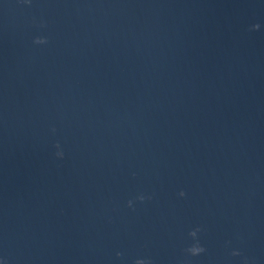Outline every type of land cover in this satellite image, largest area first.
Masks as SVG:
<instances>
[{"label":"water","instance_id":"1","mask_svg":"<svg viewBox=\"0 0 264 264\" xmlns=\"http://www.w3.org/2000/svg\"><path fill=\"white\" fill-rule=\"evenodd\" d=\"M245 258L264 264V0H0V264Z\"/></svg>","mask_w":264,"mask_h":264},{"label":"clouds","instance_id":"2","mask_svg":"<svg viewBox=\"0 0 264 264\" xmlns=\"http://www.w3.org/2000/svg\"><path fill=\"white\" fill-rule=\"evenodd\" d=\"M24 3H30L31 0H23ZM41 27H44V24L42 23L41 24ZM260 28V25L259 24H254L252 25V28L251 30L255 31V30H258ZM48 41L46 38L44 37H36L33 41L34 44H37V45H41V44H46ZM53 131H55V129H53ZM57 151L55 153L56 157L59 158V159H63L64 157V152L63 150L61 149V146L59 145V143H57L55 145ZM179 195L181 197H183L185 195V193L183 191H181L179 193ZM150 199V197H148ZM138 200L140 201H143L145 199V197L143 195L137 197ZM133 205V201L132 200H129L128 201V206L129 207H132ZM201 231L200 228H196L194 230H192L190 233H189V236L192 238V240L194 241L185 251L190 255V256H198L202 253H204L206 251V249L200 244L199 242V239H198V233ZM231 255L232 256H239L241 255V253L239 251H232L231 252ZM117 256H121V253H117ZM135 264H152L151 260L150 259H137L135 261ZM244 264H249L248 262V259L245 258L244 260Z\"/></svg>","mask_w":264,"mask_h":264}]
</instances>
